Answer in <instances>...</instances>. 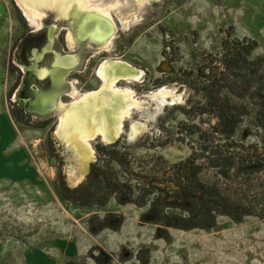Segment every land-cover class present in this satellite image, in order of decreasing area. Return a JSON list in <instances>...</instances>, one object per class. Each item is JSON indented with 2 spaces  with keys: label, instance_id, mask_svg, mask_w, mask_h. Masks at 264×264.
I'll return each mask as SVG.
<instances>
[{
  "label": "rangeland",
  "instance_id": "1",
  "mask_svg": "<svg viewBox=\"0 0 264 264\" xmlns=\"http://www.w3.org/2000/svg\"><path fill=\"white\" fill-rule=\"evenodd\" d=\"M94 2L106 6L117 0ZM142 2L121 0L109 9L117 31L108 46L93 47L85 67L72 69V78L67 77L72 90L59 96L50 113L39 116L22 112L10 91L23 75L15 56L20 38L51 18L45 13L38 26L32 25L17 0H0V264H54L65 255L69 257L63 264H97L91 257L97 254L104 259L111 254L110 264H142L141 249L148 253L149 264H264V218L258 215L239 221L219 215L212 228L164 232L157 224L141 221L149 202L120 203L112 195L105 205L84 206L66 198L88 173L74 185L75 169H65L71 156L60 145L65 139L51 137L49 131L58 129L64 104L101 86L96 71L101 60L119 58L142 71L130 85L144 105L124 119L113 145L99 137L90 139L94 159L108 157L107 151L113 150L112 165L120 180L164 186L173 166L200 144L194 131L204 125L202 115L190 107L201 98L204 65L220 56L221 42L248 37L257 41L251 57L264 56V0ZM55 19L54 15L51 22ZM68 31L66 25L59 26L55 47L87 52L88 41L70 44ZM118 84L129 86L125 80ZM236 84L243 92V84ZM162 87L170 91L166 100L149 97ZM251 121V116L244 118L238 140L257 141L258 130ZM133 125L137 130L130 136ZM200 177L264 213V172L248 178L232 171L224 179L216 170L205 169ZM120 218L119 228L110 227ZM102 221L108 224L98 230Z\"/></svg>",
  "mask_w": 264,
  "mask_h": 264
},
{
  "label": "trees",
  "instance_id": "2",
  "mask_svg": "<svg viewBox=\"0 0 264 264\" xmlns=\"http://www.w3.org/2000/svg\"><path fill=\"white\" fill-rule=\"evenodd\" d=\"M256 45L257 41L248 37L224 39L220 56L204 65L201 98L190 107H196L202 115L204 125L194 131L200 144L197 151L173 166L168 184L120 180L112 165L114 151L108 150L109 156L92 162L87 180L66 198L84 206L105 205L112 195L120 203L144 206L149 202L140 219L157 224L164 232L169 228H212L219 215L235 221L249 215L264 218V213H256L253 206L230 198L214 182L200 177L205 169L216 170L224 179L232 171L248 178L264 172V56L251 57ZM236 83L243 84V92L238 91ZM247 116L252 117L251 124L258 130L257 141L250 143L236 138ZM121 222L122 218L109 226L117 229ZM107 224L102 221L97 229ZM144 252L139 251V260L149 264V255ZM91 257L97 264H110L112 259L111 254L107 259L98 254Z\"/></svg>",
  "mask_w": 264,
  "mask_h": 264
},
{
  "label": "bare ground",
  "instance_id": "3",
  "mask_svg": "<svg viewBox=\"0 0 264 264\" xmlns=\"http://www.w3.org/2000/svg\"><path fill=\"white\" fill-rule=\"evenodd\" d=\"M17 1L21 8L28 13L29 22L32 25L38 26L42 15L45 14V8L52 9L57 17L56 22L69 27L68 40L70 44H78L80 39L86 38L90 45L94 44V49L98 46L107 47V41L111 40L117 31L109 9H115L114 7L118 6L121 0L106 6H101L94 0ZM133 1L141 4L145 0ZM91 11L107 19L113 27L110 33H103L104 30L101 31L99 26L90 31L84 28L85 15ZM64 18L70 22L62 21ZM101 22H103L102 19ZM96 71L101 79V86L79 95L71 103L64 104L58 124L64 141L74 147L75 152L82 160L93 157L90 139L97 136L104 141L118 138L122 132L124 119L130 116L132 109L144 105L130 85L137 82L142 75V71L132 63L114 57L105 58L100 61ZM122 80L128 82L129 86H119L118 83ZM169 93L168 88L162 87L153 90L149 97L163 102ZM133 130H137L134 125L129 133L130 136Z\"/></svg>",
  "mask_w": 264,
  "mask_h": 264
},
{
  "label": "flooded vegetation",
  "instance_id": "4",
  "mask_svg": "<svg viewBox=\"0 0 264 264\" xmlns=\"http://www.w3.org/2000/svg\"><path fill=\"white\" fill-rule=\"evenodd\" d=\"M51 21L52 20L44 21L43 26L35 30L33 29L22 36L16 47V60L22 65L23 69L20 65L17 66L21 69L23 75L20 84L17 86L14 85V87H16H12L10 92L16 94L17 101L21 108H23L22 112L28 113L29 115L36 114L45 116L50 113L55 108L59 96L72 90V83L67 79L68 76V78H72L70 77L72 76L71 70L74 68L83 69L87 60L93 56L92 52L94 46L88 44V46L85 47L82 45L87 50L83 55L79 52L60 51L62 53L71 54L77 60L75 64L68 68L53 66L55 55L51 50L45 51L41 57H36L34 55V49H38L40 52L47 42H49L48 32L52 24L56 26L54 30L53 48L58 50L55 47L56 34L61 24ZM86 41L89 43L88 39H80L78 42L83 44ZM42 72L45 73L43 76H40ZM100 141L105 142L103 139H100Z\"/></svg>",
  "mask_w": 264,
  "mask_h": 264
},
{
  "label": "water",
  "instance_id": "5",
  "mask_svg": "<svg viewBox=\"0 0 264 264\" xmlns=\"http://www.w3.org/2000/svg\"><path fill=\"white\" fill-rule=\"evenodd\" d=\"M45 13L50 16L51 20H52V17H54V15H55V12L53 10L52 11L46 10ZM85 16L86 17L84 20V26H85L84 28L88 29V31H90L91 29H94L96 26L97 27L99 26L101 31L104 30L103 33H110V31L113 28L112 25L107 21V19L100 17L95 12H92V11L88 12ZM101 19L103 22H101ZM56 21H57V19L53 20L54 23ZM43 23H44V21H43ZM55 28H56L55 25H53V24L50 25L49 32H48L49 42H47L45 47L43 49H41L40 52L38 49H34V55L36 57H41L45 51L51 50L55 55V60L53 62V66H61L64 68H68L71 65L75 64L77 62V60L71 54L62 53V52L53 48ZM91 44L94 46L93 43H91ZM44 73L45 72L40 73V76H43ZM49 135L51 137H55V138L57 136V138H59L60 140H62V138H63L62 134L60 133L59 128L58 129H56V128L51 129L49 131ZM116 139H117V137L115 139L106 140L105 142L107 144H111V143L115 142ZM60 145H62L65 152H67V153L69 152V154L71 156V164H69L65 169L68 172H70L72 169H75L74 174L71 177V181L74 182V185L76 186L82 181V178H84V176L89 172L90 164L95 161L94 156L91 159L82 160V159H80L78 154L75 152L74 147L71 144H69V143L67 144L66 141H60Z\"/></svg>",
  "mask_w": 264,
  "mask_h": 264
},
{
  "label": "crops",
  "instance_id": "6",
  "mask_svg": "<svg viewBox=\"0 0 264 264\" xmlns=\"http://www.w3.org/2000/svg\"><path fill=\"white\" fill-rule=\"evenodd\" d=\"M2 124L5 125V123L2 121L1 122ZM2 160H0L1 162ZM66 257H69L68 255H65L64 257H62V259L60 258L59 260H57L54 264H63V261ZM91 261L87 262V264H92L90 263ZM53 262H50V261H42V262H38V263H35V264H52Z\"/></svg>",
  "mask_w": 264,
  "mask_h": 264
}]
</instances>
